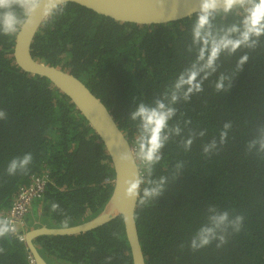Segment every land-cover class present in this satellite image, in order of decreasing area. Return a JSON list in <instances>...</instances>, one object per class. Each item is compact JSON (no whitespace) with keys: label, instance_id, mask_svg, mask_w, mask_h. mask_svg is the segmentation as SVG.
<instances>
[{"label":"trees","instance_id":"16d2710c","mask_svg":"<svg viewBox=\"0 0 264 264\" xmlns=\"http://www.w3.org/2000/svg\"><path fill=\"white\" fill-rule=\"evenodd\" d=\"M17 32H0V227L21 189L44 174L49 184L19 233L78 226L104 209L113 168L71 100L15 64ZM31 45L35 59L83 81L135 148L146 264H264V0L149 26L68 3ZM208 229L216 238L193 248ZM33 244L48 264H133L122 217ZM0 249V264H28L26 241L9 229Z\"/></svg>","mask_w":264,"mask_h":264},{"label":"water","instance_id":"95a60500","mask_svg":"<svg viewBox=\"0 0 264 264\" xmlns=\"http://www.w3.org/2000/svg\"><path fill=\"white\" fill-rule=\"evenodd\" d=\"M247 0H41L30 22L20 27L14 42L15 64L24 72L47 79L66 95L102 142L114 172L113 192L104 209L92 220L69 228L41 226L26 235V244L38 264H48L33 240L41 235L72 236L95 230L123 218L133 264H146L140 244L135 212L141 184V169L134 147L119 128L106 105L76 76L46 65L32 55V42L43 22L58 7L73 3L119 23L160 25L177 22L198 13L232 8ZM138 193L129 196L128 192Z\"/></svg>","mask_w":264,"mask_h":264},{"label":"clouds","instance_id":"9594fccd","mask_svg":"<svg viewBox=\"0 0 264 264\" xmlns=\"http://www.w3.org/2000/svg\"><path fill=\"white\" fill-rule=\"evenodd\" d=\"M41 5V0H0V32H3L5 35H11L17 32L18 26L24 27L26 24L30 22V17L32 13L39 8ZM23 13V18H21L20 13ZM247 60V57L245 56L241 60V64L244 63V61ZM218 88H222L223 85H217ZM146 109L143 105H141L138 115H141L145 113ZM153 113L155 114V110H153ZM5 113L0 111V118H4ZM165 116H161L160 119H165ZM223 137V134H222ZM163 147V144L160 145ZM31 160V156L27 155L24 157L23 163H27ZM18 166L17 160H13L11 164L9 165L8 172L9 174H14ZM150 193L146 189L144 191V195L148 196ZM155 195H159V191L153 190V193ZM129 196H135L138 195V193H132L131 189H129L128 192ZM56 207V206H54ZM227 219V215L224 217H221V220ZM243 221V217H237L235 222L236 230L239 231L240 225ZM8 231V228L6 226L0 227V236H3ZM215 235L212 233V230H202L199 244H197L195 241L193 242V248L197 247H204L211 243L212 239H215ZM221 243H224V237L219 238ZM219 246V245H218ZM0 251H3L0 249Z\"/></svg>","mask_w":264,"mask_h":264},{"label":"built area","instance_id":"2783aa9c","mask_svg":"<svg viewBox=\"0 0 264 264\" xmlns=\"http://www.w3.org/2000/svg\"><path fill=\"white\" fill-rule=\"evenodd\" d=\"M137 161L139 156L136 155ZM49 184L48 175L32 176L31 183L22 188L15 198L10 210L2 216V220L7 224L9 233L20 241H26V234H20V226L23 225L24 219L30 213L33 203L43 197ZM29 264H38L34 255L29 251Z\"/></svg>","mask_w":264,"mask_h":264},{"label":"flooded vegetation","instance_id":"af4514ba","mask_svg":"<svg viewBox=\"0 0 264 264\" xmlns=\"http://www.w3.org/2000/svg\"><path fill=\"white\" fill-rule=\"evenodd\" d=\"M26 235H27V233H25ZM29 255V254H28ZM27 259H28V257H27ZM28 264H29V260H28Z\"/></svg>","mask_w":264,"mask_h":264}]
</instances>
